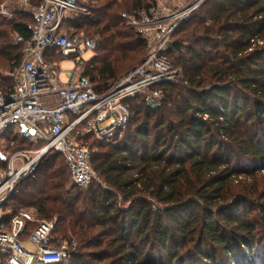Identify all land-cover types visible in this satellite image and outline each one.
Instances as JSON below:
<instances>
[{
    "label": "trees",
    "instance_id": "trees-1",
    "mask_svg": "<svg viewBox=\"0 0 264 264\" xmlns=\"http://www.w3.org/2000/svg\"><path fill=\"white\" fill-rule=\"evenodd\" d=\"M86 4L73 24L100 35L87 74L104 92L146 55L123 14L150 0ZM31 22L25 10L0 17L4 89L14 82L1 68L13 72L24 55L13 35L29 38ZM168 56L181 76L163 86V104L131 99L116 143L88 137L101 182L72 183L52 150L6 204L10 216L34 207L56 217L77 241L67 264H264V0L206 1L179 25Z\"/></svg>",
    "mask_w": 264,
    "mask_h": 264
},
{
    "label": "built area",
    "instance_id": "built-area-1",
    "mask_svg": "<svg viewBox=\"0 0 264 264\" xmlns=\"http://www.w3.org/2000/svg\"><path fill=\"white\" fill-rule=\"evenodd\" d=\"M208 0H150V6L124 13L127 24L147 43L144 58L104 92L87 74V53L100 45V35L79 31L73 23L90 12L87 0H19V10L33 15L22 62L9 75L14 84L0 87V264H67L76 251L75 238L59 231L57 218L40 219L34 207L11 215L6 207L19 184L33 176L52 150L62 153L72 183L88 187L100 181L93 168L88 137L116 143L127 128L130 100L147 106L163 104V86L180 79L168 56L179 25ZM15 11L0 2V17ZM72 67L63 69L64 61ZM33 148L16 147L14 137Z\"/></svg>",
    "mask_w": 264,
    "mask_h": 264
},
{
    "label": "rangeland",
    "instance_id": "rangeland-1",
    "mask_svg": "<svg viewBox=\"0 0 264 264\" xmlns=\"http://www.w3.org/2000/svg\"><path fill=\"white\" fill-rule=\"evenodd\" d=\"M5 0H3L2 2H4ZM96 34V33H95ZM99 50V49H98ZM98 50H96L93 54H91V53H87L85 56H86V58H90L91 56H92V58L93 57H95L96 56V54L98 53ZM147 53V50H146V52H145V54ZM5 64V63H4ZM62 67H63V69H65V70H68V69H70L71 67H72V64L70 63V61L69 60H66V61H64L63 62V64H62ZM1 71L3 72V74H7V76H9V81H13V78L9 75L10 74V72L8 71V66H4L3 68H1ZM9 73V74H8ZM14 82V81H13ZM90 141H92V139L90 140ZM16 146L17 147H24V148H33L34 146L30 143V141H26V142H24V143H16ZM263 174H264V172H263ZM72 182V181H71Z\"/></svg>",
    "mask_w": 264,
    "mask_h": 264
},
{
    "label": "crops",
    "instance_id": "crops-1",
    "mask_svg": "<svg viewBox=\"0 0 264 264\" xmlns=\"http://www.w3.org/2000/svg\"><path fill=\"white\" fill-rule=\"evenodd\" d=\"M10 4V8L14 11H17L20 9L19 7V0H5Z\"/></svg>",
    "mask_w": 264,
    "mask_h": 264
}]
</instances>
